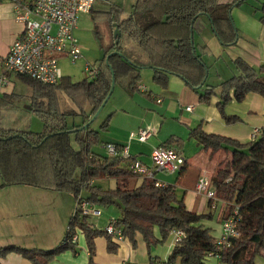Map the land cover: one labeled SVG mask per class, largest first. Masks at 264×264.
<instances>
[{
  "label": "trees",
  "instance_id": "16d2710c",
  "mask_svg": "<svg viewBox=\"0 0 264 264\" xmlns=\"http://www.w3.org/2000/svg\"><path fill=\"white\" fill-rule=\"evenodd\" d=\"M245 1L222 4L221 0H136L131 13L113 5L109 12L100 13L110 27H107L109 45L104 58L96 63L100 70L97 78L74 82L62 77L58 84L49 85L17 76L31 89L29 110L24 113L35 114L42 122V130L35 132L14 124L23 96L15 92L13 84V91L0 98L1 187L29 185L70 193L76 206L65 239L56 248L43 251L10 246L1 248L0 256L16 252L31 264H51L62 253L76 252L77 242L73 243L72 239L83 235L90 249V264H95L94 239L106 236L111 251L116 250L111 246L115 241L105 228L99 230L90 223L92 215L82 214L80 204L84 201L92 207L119 208L121 217L110 220H117L124 239L133 247L137 246V236H141L150 254L172 232H183L182 240L175 244L164 264H205L209 255L216 257L217 239L202 224L203 220L211 219L210 215L188 210L173 185L157 187L154 179L134 175L124 158L96 154L93 149L101 143L100 133L93 130L92 124L84 126L109 96L113 73L116 83L130 77L128 89L139 92L142 68L122 54L119 44L123 36L146 55L155 72L154 83L166 87L169 75H175L199 92L205 88L208 67L195 51L196 20L208 17L221 44L232 46L237 41V30L231 11ZM115 24L121 31L118 38L114 37ZM235 63L239 74L220 86L219 109L228 121L232 118H227L224 108L233 98L242 102L249 93L264 96V66L257 71L243 60ZM230 91H233L232 97ZM214 93L215 87L207 86L200 100L207 103ZM108 125L109 119L101 128L106 129ZM195 134L205 149L232 153L231 161L217 170L210 184V190H216L227 202L225 216L236 205L241 217L238 223L241 236L232 239L231 246L219 252L220 261L222 264L264 261V129L259 138L248 144L200 130ZM102 180H114L115 187L105 189L96 184Z\"/></svg>",
  "mask_w": 264,
  "mask_h": 264
},
{
  "label": "crops",
  "instance_id": "0c3cea01",
  "mask_svg": "<svg viewBox=\"0 0 264 264\" xmlns=\"http://www.w3.org/2000/svg\"><path fill=\"white\" fill-rule=\"evenodd\" d=\"M99 2L95 5L94 9ZM135 2L136 0L131 3L127 10H124L131 13ZM232 2L233 0H221L222 4ZM231 17L237 30V41L229 47L221 44L208 17L202 16L195 22L193 36L195 51L202 62L208 67L205 88L199 92L194 91L182 78L175 75H169L166 87L157 85L153 81L155 72L144 53L143 55L140 53L136 55L131 52L134 56L130 57L126 55L125 51H121L127 59L142 68V73L143 69L151 70V83L148 85L149 87L141 83L139 87H145L144 90L139 88V92H131L128 89L130 77H125L117 83L115 82V86L118 83L121 84L118 98L122 103L118 109L113 110L105 118L104 122L109 119V125L106 129L101 128L104 122L100 126V131L93 129L100 133V144L104 145L103 149L107 156H111L106 150L107 144L119 147L128 145L132 158L142 161L151 169L153 168L151 153L154 148L167 145L179 151L186 159L184 167L174 173L165 172L167 174H164L163 171L154 170L155 179L162 184L173 185L177 189V193L184 191L181 195L188 210L198 214L210 215L211 219L203 220L202 224L211 230L212 236L216 239L221 235L222 223L228 215L227 213L225 216L227 202L218 196L216 190V200L208 199L204 194H199L196 191L199 177L203 173H208L207 170L197 166L200 165L201 161L193 160L197 155L194 152L190 153L187 151V146L193 140L192 144L201 153L208 152V155L209 153H213L212 150L205 149L199 143L195 134L196 130L203 131L206 134L230 138L241 144H248L255 140V132L264 129V96L261 94L249 93L242 102H237L234 98L228 102L224 108V113L227 118H232L231 121H228L219 109L222 95L220 86L223 82L239 74L235 63L238 59L243 60L257 71L264 66V0H247L235 6L231 11ZM23 30L24 26L15 20L13 3L1 2L0 74L4 72L2 60L8 55L10 46L20 37ZM14 79L11 76V83L3 90L0 98L5 93L13 91L14 85H16L15 81L13 83ZM207 86L215 87V93L206 103L200 100V96L204 94ZM230 96H233V91H230ZM158 100H161V102H158ZM188 107H192V110L189 111ZM117 110H120L124 115L130 117V119L132 117L134 120L138 118L136 116H138L139 112L146 116L156 115L159 119L156 121V126L159 128L158 133L162 131L163 125L167 123H177L181 125V130L178 133H170L171 135L164 141H162L163 139H157V141H153L150 145L148 143L153 138V134L145 143L130 140V135L134 132L129 134L128 130L124 129L121 134L122 126L115 121ZM31 116L27 123L25 122L24 114H16L14 124L20 125V128L32 130ZM136 128L138 131L141 130L140 126ZM115 130L118 131L115 132ZM101 132L105 134L104 139H101ZM146 146H148L147 149ZM216 153L225 154V156L220 161H212L210 168L213 170V173L208 174L210 177L214 176L215 171L221 163L227 164L232 159L231 152L220 150ZM189 155L192 156V159H189ZM189 171L193 172L189 173ZM174 179V183L171 184ZM104 181L96 182V184L106 186L103 184ZM1 185L0 193L8 192L10 191L9 188H11L14 189L11 193L15 197L11 199L7 195L0 196V249L16 246L19 248L50 251L64 241L76 206V201L72 194L43 189L45 191H52L51 194H48L50 192H43L39 188L29 185L5 187H1ZM103 188L106 189V187ZM27 193L29 195L32 194V197H29ZM16 197L22 200L18 201ZM63 199L71 202L73 199V204L70 203L68 206V213H72L71 217L68 215L62 216L58 210L48 211L45 209V211H38L36 206L32 207L30 205L36 200L37 202L51 201L54 202L53 209L57 207L61 210V201ZM92 208L94 210L99 209L100 211L101 209H105L106 213H108L106 214L101 211L100 216L90 217V223L99 230H104L110 219L121 217V211L116 206L108 208L93 206ZM111 208L116 209L118 215L113 212L109 214L111 212L108 211ZM156 236L160 237L158 230H156ZM137 242L136 247H133L127 239L112 242L111 246L116 247V250L111 251L109 250L110 243L108 238L104 235H99L94 239L93 261L95 264H164L174 249L176 238L172 232L166 242L156 247L151 254L141 236H137ZM76 249V252L68 251L56 256L51 264H90V249L85 236L80 235L78 237ZM0 264H31V262L20 254L13 252L6 256H0ZM205 264H222V262L215 256H208L205 259Z\"/></svg>",
  "mask_w": 264,
  "mask_h": 264
},
{
  "label": "built area",
  "instance_id": "2783aa9c",
  "mask_svg": "<svg viewBox=\"0 0 264 264\" xmlns=\"http://www.w3.org/2000/svg\"><path fill=\"white\" fill-rule=\"evenodd\" d=\"M100 0H0L14 5L15 20L24 26L23 33L10 46L8 55L2 60L4 72L0 74V95L11 83V76H23L38 80L44 84H58L62 79L60 62L68 60L76 63L83 57V46L75 36L80 15L90 13ZM97 64H87L85 78L94 80L99 75ZM141 90L145 87L140 86ZM161 102V100H158ZM189 111L192 107L187 108ZM150 130L131 133L130 140L145 143L152 136ZM262 130L255 132L259 138ZM111 156H120L129 162L131 172L139 177L154 179L157 187L165 186L155 179V171L174 173L186 164L185 157L167 145L156 147L151 153V169L142 161L132 158L130 148L126 146L106 145ZM155 170V171H154ZM211 177L203 173L196 184V191L208 199L216 200V192L210 190ZM80 210L84 215L100 216L87 202H81ZM239 208L233 205L232 212L222 223L221 235L216 240V257L224 248L231 246V240L241 236L238 230L240 221ZM107 235L115 241H123V230L117 220H110L105 227ZM176 243L184 236L183 232L174 231ZM78 240L75 235L72 242ZM209 256H215L214 254Z\"/></svg>",
  "mask_w": 264,
  "mask_h": 264
},
{
  "label": "rangeland",
  "instance_id": "374dc122",
  "mask_svg": "<svg viewBox=\"0 0 264 264\" xmlns=\"http://www.w3.org/2000/svg\"><path fill=\"white\" fill-rule=\"evenodd\" d=\"M135 1V0H101L99 2V4L96 6L95 8V12L92 13H88V14H83L80 15L79 20H78V24H77V29L75 31V36L78 39V41L80 42V44L83 46V57L81 59H79L76 63H70L68 60H62L60 62V67H61V73L63 77H69L71 78L74 82H78V81H82L85 78V67L87 64H93V63H100V61L103 60L104 55H105V51L106 48L109 45V34H108V28L110 27L109 23L107 22L106 18L102 17V15L100 14L101 12H109L111 7L113 5L119 6L123 9H128L129 6L131 5V3ZM119 48L121 51H125L126 55H129L130 57H133L135 53L137 54H142L143 52L141 49H139V47H137L133 42H131L129 40V38H127L126 36H123L120 44H119ZM133 52V53H131ZM140 60V59H139ZM141 61V60H140ZM15 79L13 80V83L15 81V92L18 93L19 95L23 96L20 105L18 106L19 110H17V114H24L25 119L28 123L29 121V115L24 113V111H28L29 110V106H30V99L29 96L31 95V89L27 86V84L25 82H23L19 77L17 76H12ZM151 79H152V72L151 70L148 69H143V73H142V80L141 83L142 85L145 84L147 87H149L148 85H150L151 83ZM151 90V89H150ZM121 91V84L118 83L115 87H114V91L112 93V95L110 96L107 104L105 105V107L103 108V110L100 112L99 116L93 121L92 123V128L95 130L100 131V126L101 124L104 122L105 118L113 111L118 109V107H120L121 105V100L118 98L119 94ZM23 110V112H22ZM138 117L136 120H134L132 117L130 119V117L124 115L120 110L116 111V115H115V121L118 122V124L120 126H122V130H121V134L123 132L124 129L128 130V133L130 134L131 132L137 133L138 129L136 127H141V130H145V129H150V131L153 133V138L150 140V142L148 143L149 145L153 142V141H157V139H163L162 141L166 140L171 134L170 133H178L179 130H181V125L177 124V123H167L165 125H163L162 127V131L160 133L159 132V128L156 126V121H158V117L156 115H144L143 113H138ZM161 121V120H160ZM153 122V123H152ZM70 124H72V122H69ZM31 124H32V130L34 131H41L42 128V122L40 121V119L35 115L32 114L31 116ZM154 124V125H153ZM118 130H115V132H117ZM104 132H101V139H104ZM188 142V141H187ZM193 140L190 141V145L187 146V151H189L190 153L194 152L197 156L196 158H194V161H198L200 160L201 163L200 165H197L198 167H201L205 170H207L208 174H212L213 170L210 168L212 161H220L223 159V156H225V154H220V153H209V155L205 152L201 153L200 150L198 148H195V145L192 144ZM160 143V142H158ZM145 146V145H144ZM104 145L99 144L98 146L94 147L93 151L101 156H107L105 150L103 149ZM148 148V146H146V149ZM189 159H192V156H188ZM227 160V159H226ZM192 161V160H191ZM193 163V162H191ZM197 163V162H196ZM195 164V163H194ZM224 164H220L217 168V170L220 167H223ZM217 170L215 171L214 175L216 174ZM193 171H189V173H192ZM164 174H167L165 172H163ZM2 179L0 177V184H2ZM175 179L171 182L174 183ZM170 183V182H169ZM106 186V189L108 188H114L115 185V181L114 180H106L103 183ZM10 191L8 192H2L0 193V196L2 195H7L10 196V198H14L15 195L12 194L11 192H13L11 189L9 188ZM26 190V189H25ZM43 192H50L48 194H51L52 191H45L43 189H40ZM184 191L179 192L178 195H181ZM41 194V193H39ZM46 194V193H43ZM27 195H29L27 193ZM182 196V195H181ZM29 197H32V194L29 195ZM18 201H21L22 199L19 197H16ZM73 204V199L72 202L67 200V199H63L61 201V205H62V209L59 210L57 207H55L54 209L52 208V206H54V202H37V200L33 203L30 204L32 207L36 206L38 211L41 210H58L61 212V215H68V216H72V213H68L69 209L68 206L69 204ZM99 210V209H98ZM101 211L104 213H106L105 209H101ZM108 212H111L109 214H112V212L116 215H118V212L116 209L111 208ZM108 214V213H106ZM70 216V217H71ZM105 216V215H104ZM70 219V218H69ZM257 264H264V261L261 259H257Z\"/></svg>",
  "mask_w": 264,
  "mask_h": 264
},
{
  "label": "water",
  "instance_id": "95a60500",
  "mask_svg": "<svg viewBox=\"0 0 264 264\" xmlns=\"http://www.w3.org/2000/svg\"><path fill=\"white\" fill-rule=\"evenodd\" d=\"M115 31H114V37L118 38L121 35V31L119 30L118 26L115 24ZM114 87H115V80H114V73H113V82H112V88L110 91L109 96L107 97L106 101L104 102V104L101 106V108L98 110V112L90 119V121L84 126V128L89 127L93 121L99 116L100 112L103 110V108L105 107V105L107 104L110 96L112 95L113 91H114Z\"/></svg>",
  "mask_w": 264,
  "mask_h": 264
}]
</instances>
